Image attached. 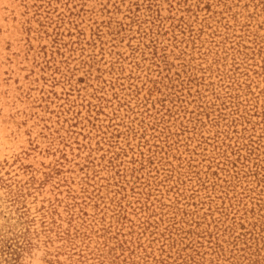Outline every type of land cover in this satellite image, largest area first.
<instances>
[{"label":"rangeland","instance_id":"1","mask_svg":"<svg viewBox=\"0 0 264 264\" xmlns=\"http://www.w3.org/2000/svg\"><path fill=\"white\" fill-rule=\"evenodd\" d=\"M0 264H264V0H0Z\"/></svg>","mask_w":264,"mask_h":264}]
</instances>
